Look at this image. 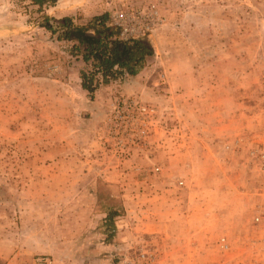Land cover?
<instances>
[{"label":"rangeland","instance_id":"374dc122","mask_svg":"<svg viewBox=\"0 0 264 264\" xmlns=\"http://www.w3.org/2000/svg\"><path fill=\"white\" fill-rule=\"evenodd\" d=\"M103 15L155 54L90 94ZM263 154L264 0H0V264H264Z\"/></svg>","mask_w":264,"mask_h":264},{"label":"trees","instance_id":"16d2710c","mask_svg":"<svg viewBox=\"0 0 264 264\" xmlns=\"http://www.w3.org/2000/svg\"><path fill=\"white\" fill-rule=\"evenodd\" d=\"M35 4L44 6L55 0H32ZM47 21L50 18L47 17ZM106 15L94 17L87 25H78L73 18L65 17L59 24L62 34L59 39H76L84 46L85 61L93 60L96 73L88 75L83 73V88L94 94L100 83L94 85L96 74H101L103 83L118 79L125 75H137L147 63L149 57L155 54L151 41L146 37L122 39V29L108 23ZM46 28L56 32L53 25L47 24ZM117 213L109 211L108 221Z\"/></svg>","mask_w":264,"mask_h":264},{"label":"built area","instance_id":"2783aa9c","mask_svg":"<svg viewBox=\"0 0 264 264\" xmlns=\"http://www.w3.org/2000/svg\"><path fill=\"white\" fill-rule=\"evenodd\" d=\"M144 110H146V109H144ZM264 155V154H263ZM264 157V156H263ZM263 170H264V163H263ZM254 220H255V223L256 224H259V223H262L263 222V220H264V215L263 214H257L256 215V217L254 218ZM221 246L225 249V248H227L226 246V244H225V239H223V241H222V244H221ZM40 264H52L51 263V261H49L48 259H41L40 260Z\"/></svg>","mask_w":264,"mask_h":264}]
</instances>
